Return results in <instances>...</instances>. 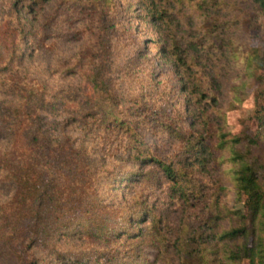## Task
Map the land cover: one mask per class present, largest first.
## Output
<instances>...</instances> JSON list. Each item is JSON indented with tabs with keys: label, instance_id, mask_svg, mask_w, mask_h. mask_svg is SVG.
Listing matches in <instances>:
<instances>
[{
	"label": "trees",
	"instance_id": "trees-1",
	"mask_svg": "<svg viewBox=\"0 0 264 264\" xmlns=\"http://www.w3.org/2000/svg\"><path fill=\"white\" fill-rule=\"evenodd\" d=\"M46 1L19 3L29 12ZM117 3L89 0L104 9ZM126 7L160 36L157 55L179 78L185 94L181 115L189 129L161 123L175 151L156 153L126 122L118 97L96 77L94 88L103 97L92 109L100 117L98 126L127 135L122 160L139 168L110 184L119 190L124 183L129 190L124 204L114 208L98 201L79 180L89 166L83 149L69 145L64 151L43 130L40 113L58 95L22 76L28 52L21 44L29 39L24 25L0 24V37L16 47L1 56L0 91L39 102V107L0 109V140H11V152L0 155V177L16 198L10 210L0 204V221L9 231L0 238V264H40L30 252L41 233L80 234L110 248L92 258L58 256L60 264H264V56L246 43L262 31L264 0H132ZM233 73L228 81L238 103L251 80L259 85L253 109L257 129L245 135L227 130L219 106L222 80ZM215 166L222 168L217 176ZM171 208L182 211L174 240ZM146 247L157 251L156 259L144 256Z\"/></svg>",
	"mask_w": 264,
	"mask_h": 264
},
{
	"label": "rangeland",
	"instance_id": "rangeland-1",
	"mask_svg": "<svg viewBox=\"0 0 264 264\" xmlns=\"http://www.w3.org/2000/svg\"><path fill=\"white\" fill-rule=\"evenodd\" d=\"M131 1L117 0V6L104 9L92 7L89 0H48L34 6L29 13L24 11L19 0H0V24L15 26L22 22L26 37H29L26 42H21L22 50L28 52L20 67L22 76L38 82L48 93L58 95L49 99V106L40 113L43 130L54 144L62 145L64 151L69 150V145L83 149L89 166L78 175L82 186L88 194L94 191L98 201L112 204L114 208L127 201L129 190L124 183L119 184V190L110 184L120 174L139 168L122 160L127 135L98 126L96 120L100 117L92 109L97 99L103 102V97L94 88L96 77L106 84L112 95L118 97L119 111L123 112L126 122L145 138L156 153L169 155L175 151V142L163 131L161 123L186 124L181 115L185 94L179 78L163 56L157 55V48L161 45H155V42L160 36L153 26L133 17L126 7ZM246 43L264 56V22L259 37L249 38ZM13 48L16 49L10 40L0 37V60L5 56L4 52ZM234 76L236 73L222 80L219 106L224 110L223 125L227 130L245 135L257 129L253 109L259 85L251 80L238 103L233 99L228 81ZM1 92V110L35 103L33 100L7 97ZM38 104L34 105L39 107ZM185 126L189 129L187 124ZM10 141L1 138L0 155L11 152ZM215 142L211 141L212 144ZM215 167L217 176L222 168ZM14 194L13 187L0 177L2 207L7 210L14 208ZM168 217L172 231L170 240H174V229L181 225L182 211L171 208ZM45 221L51 222L49 216ZM8 232L4 222L0 221V238L7 236ZM41 237L42 240L40 238L30 252V256L39 259L40 264H60L58 256L92 258L96 252L109 248L80 234L55 238L41 233ZM143 253L152 260L157 257V251L152 247L143 248ZM8 264L22 263L10 260Z\"/></svg>",
	"mask_w": 264,
	"mask_h": 264
}]
</instances>
